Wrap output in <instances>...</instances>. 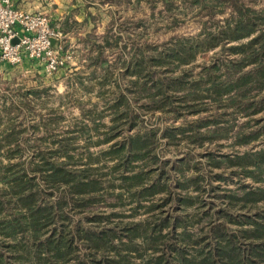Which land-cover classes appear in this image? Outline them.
<instances>
[{
    "label": "trees",
    "instance_id": "obj_1",
    "mask_svg": "<svg viewBox=\"0 0 264 264\" xmlns=\"http://www.w3.org/2000/svg\"><path fill=\"white\" fill-rule=\"evenodd\" d=\"M158 1L168 11L178 7L176 0ZM181 3L197 6L196 16L205 11L210 16L211 20H201L202 33L208 22L216 20L217 12L230 8L231 16L224 19L227 26L220 33H206L201 43L178 38L172 41L178 48L172 44L159 57L150 54L158 48L145 38V31L130 37L124 30L132 40L128 49L120 47L121 37L107 27L103 34L88 39L91 53L86 67L91 72L87 78L106 84L112 65L120 62L126 63L121 76L132 79L124 85L120 75L112 77L114 91L106 92L102 85L100 101L89 110L80 106L83 116L61 139L55 132L61 120L56 117L53 122L52 109L47 110L49 122L41 112L33 115V129L42 132L36 145L26 137V127L13 121L0 130V264H264V147L247 149L264 137V122L255 118L264 113V20L255 19L258 11L245 0ZM74 25L66 22L60 30L65 33ZM203 46L219 48L214 58L224 53L227 58L204 63L193 78L187 68ZM118 50L123 55L110 62L108 54ZM126 52L131 54L128 60ZM178 69L182 72L174 75ZM67 83L68 88L73 86ZM40 91L19 93L20 115L26 109L31 113L26 101L36 104ZM98 106L111 111L110 125L103 123L106 110L100 113ZM189 113L194 120L161 133L162 151L157 130H142V115L185 120ZM237 114L247 120L238 122ZM95 136L105 138L106 142L98 143L114 142L102 153L115 160L108 171L100 163L93 164L96 158L90 145ZM78 138H84L82 147L89 151L85 161L75 145ZM218 139H230L233 149L244 150L234 155L208 154L210 172L217 175L212 169L228 170V177L241 182L223 193L219 187H210L226 205L215 211L217 217L208 210L198 215L204 205L206 175L191 172L194 166L189 159L163 162L162 152L183 140L203 147ZM30 147L36 150L27 155ZM217 177L220 180L222 174ZM113 196V201L106 198ZM103 204L110 206L108 214L102 212ZM141 209L148 214L145 219L138 218ZM78 212L86 213L85 219H75ZM236 218L244 220L239 227L229 224Z\"/></svg>",
    "mask_w": 264,
    "mask_h": 264
},
{
    "label": "rangeland",
    "instance_id": "obj_2",
    "mask_svg": "<svg viewBox=\"0 0 264 264\" xmlns=\"http://www.w3.org/2000/svg\"><path fill=\"white\" fill-rule=\"evenodd\" d=\"M154 1V3H152ZM157 1V4L155 3ZM182 0H176V4L178 7L175 9L168 11L164 6V3H161L158 0H120L119 8L117 12V3L110 4V8H115V11L109 13L110 20L109 22L105 23V20H100L96 18L95 22L92 25H88L87 27L81 28L80 30H76L72 32L70 35L63 34V44L65 47L64 51V58L66 55L70 57L66 59L65 66L61 68V70L53 75H48L44 68L40 63L31 62L25 63L20 66H13L7 62H4L0 65V130L2 131L4 125L8 122L13 121L16 126L18 127H26V137L32 139L31 144L36 145L38 144L35 141L36 137H40L42 132H38L37 128L33 129L34 117L33 116L37 112H41L44 115V120L49 122L48 119L50 113H47L48 109L54 110V117L53 122H57V118L60 119V123L58 124L59 127L56 126L55 132L60 137H63L67 134V131H71L72 125L77 122V120L81 119L82 110L80 106H84L85 110H89L93 108V103L100 101L101 97V86L103 85L104 91H109L115 89V86L111 81L114 77L123 74L126 71V63H120L117 61V55L123 53L115 51L114 53L108 54L107 58L110 62H114L115 64L112 65V69L108 77H110L108 83H104L101 85L97 80L91 78H87L89 73L91 72L90 69L86 67V56L88 53H91V47L88 43V39H91L93 35H101V33L105 32L107 27L112 29V33H115L116 37H121L119 41L120 47L123 45L129 46L128 49L132 46V40L129 39L124 30L130 37H135L138 31H145L149 42L152 44L157 45L156 51H151V55H156L159 57L161 54H164L166 51L169 52L173 46H176L175 40L178 38L187 39L193 38L194 42H200L205 39L206 33H220L221 30L225 29L227 26V22L224 20L226 17L228 18L231 16L230 8L224 9L223 13H216L214 22L207 23V30L205 33H202V21L211 20L210 16L207 12H203L202 15L196 16L198 11L197 6H192L190 3L184 4L181 3ZM246 4L253 8L254 10L258 11V16L255 19L264 20V0H245ZM156 5V7H155ZM90 6V5H88ZM154 6V7H153ZM96 9H101L102 7L106 8L104 3L98 2L94 3L92 6ZM215 9H220L219 7ZM93 13V12H92ZM206 13V15H205ZM52 24L55 27H59L56 23L51 19V17L46 14ZM106 19L108 16H105ZM176 21V22H175ZM175 22V23H174ZM105 23L106 26L102 24ZM105 27V28H104ZM97 32L98 34L94 33L93 31ZM60 29V28H59ZM139 41L138 37L134 38ZM174 40V42H172ZM243 41H246L245 39ZM98 42H102L101 39H98ZM205 45H207L208 40L203 41ZM202 42V43H203ZM140 43V42H139ZM175 44V45H174ZM177 44V48H178ZM174 48V47H173ZM172 48V50H173ZM219 50L218 49H207L203 46V48L198 49V53L194 62L186 67L187 69L191 68L192 77H198L201 70V65L204 63H212L213 61H217L223 59L224 57L227 58L226 54L220 55L214 58V54ZM67 53V54H66ZM130 52L125 53L126 60L131 58ZM181 70H176L173 72L174 75L180 74ZM190 75V73H188ZM96 76L104 77V73L96 72ZM164 76V75H163ZM113 77V78H112ZM170 76H165V78H169ZM122 82L127 83L129 79H132L131 76L125 75L122 77ZM72 79V80H69ZM72 82L73 86L68 88L67 82ZM80 83H82L80 85ZM83 86L88 87L85 89ZM39 87L48 88V91H40V98L36 100V104H31V102L26 101L27 104L32 108L31 113L24 110V112L19 114L20 110V103H19V93L22 91L27 90L28 88ZM42 87V88H41ZM103 91V90H102ZM32 99V98H30ZM102 105V104H100ZM99 112L106 110L103 118V123L110 125V113L109 109L103 108V106H98L96 108ZM137 109V108H136ZM95 110V109H94ZM183 112H187V110H182ZM101 113V112H100ZM22 114L24 116H22ZM29 116H28V115ZM49 114V116H48ZM99 114V113H98ZM160 114L150 115H142L143 118V126L142 130H157V136L160 138V147L159 149L162 151L164 149V139L161 137V133H163L169 127H177L184 123H189V121L194 120L195 115L189 113L184 115L186 118L185 120L182 119H174L171 116H165L163 119L157 118ZM237 121L243 122L247 120L246 116L242 114H237ZM17 117V118H16ZM48 117V118H47ZM16 118V120H15ZM256 119L261 118L264 122V113H260L255 116ZM14 119V120H12ZM52 122V121H51ZM257 125H255L256 127ZM28 127V129H27ZM102 133L104 136V128H102ZM146 129V130H145ZM33 130L36 133L34 136ZM54 132V133H55ZM72 135V134H71ZM103 136H95L93 138V143L90 145V153H93L94 157L99 160H94V165L99 164L103 166L104 171H108L109 167L113 165L115 162L114 158H111L110 155L102 154L112 143H104L106 141ZM65 137V136H64ZM103 137V138H102ZM122 138H119V141ZM0 140H2L0 138ZM6 141V138L4 139ZM99 141H104L100 142ZM76 142V146L79 148V152L82 153V160L85 161L87 157L86 149L82 146L85 145L84 138H78ZM233 141L230 139H218L216 142L211 144H205L203 147H199V145H195L191 142H186L183 140L179 146L172 147L171 150L162 152V160L163 162L166 161L167 164L177 163L180 160H187L189 159L191 166V172L195 170V172L199 175H206V178L203 181V185L206 188L204 194L201 196L203 201V207L201 211H197L196 214L201 215L203 211H209L210 214H214V217H217V212L219 207H224L225 201L220 199L217 194H213L210 187H219V193H223L225 191H229L235 187L236 184L240 183L241 181L238 178H235L231 175L232 178L228 177V170L221 171L216 169H212L217 175L220 173L222 174V178L219 180L220 177L217 175L212 174L209 168V158L208 154L213 153L215 155H234L236 153L242 152L243 148L237 147L233 149L231 143ZM264 147V137L260 140L254 142L247 149H252L253 151L260 150ZM36 150V147L28 148L27 155L33 154ZM108 154V153H107ZM27 155H24L23 158L27 159ZM80 159V157H79ZM3 160V159H2ZM29 160V159H27ZM72 167V166H70ZM197 167V171L195 169ZM213 172V173H214ZM196 174V175H197ZM243 183H249L252 187H259V183H255L252 180L243 179ZM119 185V183H118ZM107 200L113 201V197H106ZM129 205V204H126ZM109 205L103 204L102 212L104 214H108L109 212ZM245 210V209H243ZM264 210V209H263ZM217 211V212H215ZM242 210H235V213L240 212ZM193 211H190L192 213ZM130 210L129 208L126 209V215H129ZM234 213V214H235ZM219 214V213H218ZM148 214L145 212L144 209L140 210V215L138 218H146ZM86 213L78 212L74 215L75 219L80 220L81 218L85 219ZM196 216L194 218H198ZM136 218V219H138ZM236 222L229 223L231 226L239 227L241 225L240 222L244 221L243 219L236 218ZM191 229V228H190Z\"/></svg>",
    "mask_w": 264,
    "mask_h": 264
},
{
    "label": "built area",
    "instance_id": "obj_3",
    "mask_svg": "<svg viewBox=\"0 0 264 264\" xmlns=\"http://www.w3.org/2000/svg\"><path fill=\"white\" fill-rule=\"evenodd\" d=\"M63 37L45 13L24 11L13 0H0L2 61L13 66L37 62L48 75L56 74L70 59L69 55L64 58Z\"/></svg>",
    "mask_w": 264,
    "mask_h": 264
},
{
    "label": "crops",
    "instance_id": "obj_4",
    "mask_svg": "<svg viewBox=\"0 0 264 264\" xmlns=\"http://www.w3.org/2000/svg\"><path fill=\"white\" fill-rule=\"evenodd\" d=\"M17 8L24 11L32 13H45L48 14L51 19L56 23L57 26L61 29L66 22L69 24L74 23V27H71L72 30L63 32V34L70 35L76 30L92 25L95 22L96 18L100 20H105V23L109 22L111 12L115 11V8H110V4L117 3V12L119 8L120 0H13ZM104 3L106 8L102 7L101 9H96L92 6L94 3ZM90 5V6H88ZM93 12V13H92ZM105 16H108L106 19ZM103 23V26H106ZM105 28V27H104ZM94 31V28H93ZM94 33L98 34L94 31ZM104 33V32H103ZM101 33V34H103ZM4 61L0 58V65ZM42 88V87H41ZM28 88L27 90H29ZM40 91L39 87H33ZM24 92V91H22Z\"/></svg>",
    "mask_w": 264,
    "mask_h": 264
},
{
    "label": "water",
    "instance_id": "obj_5",
    "mask_svg": "<svg viewBox=\"0 0 264 264\" xmlns=\"http://www.w3.org/2000/svg\"><path fill=\"white\" fill-rule=\"evenodd\" d=\"M55 43V42H54Z\"/></svg>",
    "mask_w": 264,
    "mask_h": 264
}]
</instances>
